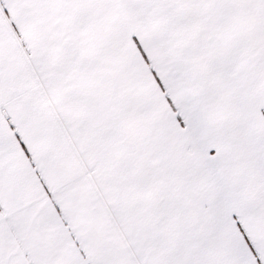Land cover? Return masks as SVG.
Listing matches in <instances>:
<instances>
[{"label": "snow or ice", "instance_id": "6c2138e0", "mask_svg": "<svg viewBox=\"0 0 264 264\" xmlns=\"http://www.w3.org/2000/svg\"><path fill=\"white\" fill-rule=\"evenodd\" d=\"M0 264H264V0H0Z\"/></svg>", "mask_w": 264, "mask_h": 264}]
</instances>
